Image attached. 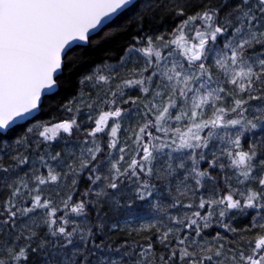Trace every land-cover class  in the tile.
Instances as JSON below:
<instances>
[{"label":"snow or ice","instance_id":"snow-or-ice-1","mask_svg":"<svg viewBox=\"0 0 264 264\" xmlns=\"http://www.w3.org/2000/svg\"><path fill=\"white\" fill-rule=\"evenodd\" d=\"M0 264H264V0H0Z\"/></svg>","mask_w":264,"mask_h":264},{"label":"trees","instance_id":"trees-1","mask_svg":"<svg viewBox=\"0 0 264 264\" xmlns=\"http://www.w3.org/2000/svg\"><path fill=\"white\" fill-rule=\"evenodd\" d=\"M128 36L124 34L113 37L110 41H107L97 48L89 49L85 53V70H90L95 64L102 61L115 62L116 58L121 54L123 47L128 40ZM75 90V84L67 89L68 93H73Z\"/></svg>","mask_w":264,"mask_h":264}]
</instances>
